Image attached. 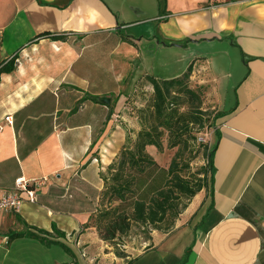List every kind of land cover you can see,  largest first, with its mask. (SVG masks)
Returning a JSON list of instances; mask_svg holds the SVG:
<instances>
[{
	"label": "crops",
	"instance_id": "obj_1",
	"mask_svg": "<svg viewBox=\"0 0 264 264\" xmlns=\"http://www.w3.org/2000/svg\"><path fill=\"white\" fill-rule=\"evenodd\" d=\"M152 8V29L140 37L126 33L140 22L135 15L148 16ZM158 9L156 0H0V63L17 58L14 71L0 75V200L18 178H46L36 202L0 212V249L9 264L128 262L90 223L104 189L101 173L125 145V128L140 130L125 100L153 76L146 68L132 74L130 66L155 57L150 47L157 52L158 40H207L214 47L164 78L182 76L192 65V78L201 73V85L212 86L220 113L211 131L212 181L189 201L172 232L154 230L143 250L131 258L123 251L126 259L264 264V0H162ZM98 46L106 69L94 56ZM105 97L109 104L100 100ZM39 230L49 233L47 243L29 237L3 243L12 232ZM51 241L74 254L96 249L80 263ZM58 249L61 259L54 256Z\"/></svg>",
	"mask_w": 264,
	"mask_h": 264
},
{
	"label": "trees",
	"instance_id": "obj_2",
	"mask_svg": "<svg viewBox=\"0 0 264 264\" xmlns=\"http://www.w3.org/2000/svg\"><path fill=\"white\" fill-rule=\"evenodd\" d=\"M16 59L13 57L5 64L0 63V75L13 72ZM191 75L192 65L182 76L176 78H145L153 89L149 107L152 109L149 116L151 122L147 125V115L141 110L138 112L141 120L142 115L145 117L141 121L142 127L136 132L132 146L126 145L125 142L117 158L108 166L106 173H101L104 189L101 192L99 208L91 216L93 224L90 225L97 229L100 238L111 247L119 246L116 241L119 237L127 235L133 224L152 226L154 230H160V225L170 215L174 217L180 215L179 206L183 203V199L190 201L206 186V178L193 180L182 174L189 166L180 158L181 149L187 146L191 137L195 139L194 127L198 125L199 129H202L207 122L204 112L200 110L202 105L200 93L188 85ZM199 88L200 91L204 89L203 86ZM185 104H189L188 110L182 111ZM219 115L220 113H215L212 125ZM165 133L169 136L168 148H178L167 169L160 168L147 151V147L153 146L158 152H163L162 139ZM126 141L130 144L129 134ZM214 149L207 152L210 183ZM158 173H161L162 177L158 178ZM115 203L117 205L113 206ZM187 205L184 204L182 209L185 210ZM126 206L130 207V211H127ZM39 231V233L12 232L10 240L29 237L47 243L49 233L45 230ZM53 232L60 237L65 236L56 226L53 227ZM49 244L59 245L67 253L72 254L64 243L51 241ZM114 252L118 257L126 259L128 256L123 251L119 252L115 249ZM132 262L133 260L126 264Z\"/></svg>",
	"mask_w": 264,
	"mask_h": 264
},
{
	"label": "rangeland",
	"instance_id": "obj_3",
	"mask_svg": "<svg viewBox=\"0 0 264 264\" xmlns=\"http://www.w3.org/2000/svg\"><path fill=\"white\" fill-rule=\"evenodd\" d=\"M157 5L159 6V12L162 9V0H156ZM176 5H178L179 8L182 6L178 2ZM186 8V6H185ZM155 9V8H154ZM147 14V13H146ZM175 14H173L172 17H174ZM134 17H139L140 22L132 24L130 27L132 29H128L126 33L128 34H133V35H142V31L144 28L151 27V29L154 26V17H155V12L153 11V8L151 9L150 12H148V16H137L135 15ZM200 19L205 20L206 15L199 16ZM214 26H217V21L214 20L212 22ZM136 33V34H135ZM199 38H202V34H199ZM181 44V47L178 46H167L163 47L158 45V51L155 52V47L151 46L150 47V52H152L153 57L152 59H146L143 61L142 64H139L138 62H135L134 67L130 68L132 69V74H138L141 71H144V68H146L153 77H159L160 79H164L165 77H169L173 74H176L178 71H180L188 62H191L195 60L197 56H195L196 53L198 52H203L208 51L209 49H214L209 48V43L207 40H202L201 42H192V41H187L184 43H177ZM212 44V43H211ZM215 44V43H213ZM187 45H189L188 48ZM203 55V54H202ZM94 56L99 64L98 67L102 69H106L108 66V62L106 61V56L104 54V49L102 47L98 46L94 49ZM202 62V61H201ZM200 64V63H199ZM190 65V64H189ZM198 67V66H197ZM188 67L186 68V70ZM224 69V68H223ZM201 70V69H200ZM231 69L228 67L226 71H230ZM202 74L205 75V72ZM193 72L191 75V78L188 81V85L190 88L197 90L200 93V96L202 98V105H201V111L204 112L205 120H207L205 127L202 129H199V126L196 125L193 129V133L195 135V139H190L189 143L187 146L183 147L181 149L182 156H180L181 159L185 160L186 164H188V168L185 169V171L182 173L184 176H187L191 179H196V178H206V186L204 189L208 188L210 185V172H209V167H208V161H207V152L213 148V141H211V131H212V120L213 116L215 115L216 112V106H217V100L215 97H213L212 90L209 91L208 87H212L211 85H201V80H202V75L201 73L198 74V77H194ZM228 83L229 77H226ZM199 86H203L204 89L200 91ZM153 89L149 87L147 80H143L138 82L133 91L127 92V100L126 106L128 109H125V112L130 113L132 117L136 118L137 123L139 124V127H142L141 121L144 120V115L141 117L143 118L142 120L138 117V115L141 112L143 114H146L148 117V123L147 125L151 122L150 113L152 112V109L149 108L150 104L152 102V93ZM189 104H185L182 108V111H187L188 110ZM129 125V123H127ZM137 124V126H138ZM132 128V127H131ZM131 128H125L126 129V137L127 134L130 135V145L132 146L133 141L136 138V131ZM130 130V131H129ZM168 139L169 136L167 133L164 134L163 136V145H164V150L163 152H158L156 149H153L151 152V156L156 160L160 168H165L167 169L170 165L171 160L177 153L178 148L170 149L168 148ZM206 171L208 174H206ZM156 172V171H155ZM159 175V176H158ZM158 178L162 177L161 173H158ZM160 182V181H159ZM203 189V190H204ZM189 201L186 199H183V203L179 206V211L181 212L178 217H174L170 215L168 219L160 225V230H157L160 234H166L168 232H172L175 229V226H177L178 219H181V214H183V205L188 204ZM117 205V203L113 204V206ZM127 211H130V207L126 206ZM95 214V213H94ZM199 220V219H198ZM168 223V224H167ZM93 224V221L91 222ZM154 229L152 226H142L140 224H133L132 229L127 235H123L119 237V239L116 241L119 243V246H112L113 251L118 250L119 252L125 251L129 252V257L131 258L133 255L137 254L139 251L144 249V246L148 245L150 243V238L151 234L153 233ZM73 245L70 246L73 248ZM7 247V246H6ZM111 247V246H110ZM8 248V247H7ZM96 246L92 245L88 250H86L82 254L81 249L78 250L76 254L72 252V254H69L70 260H73L75 255L76 258L80 263H83L85 259L88 261L90 260V257H92V253L95 251ZM62 250V249H61ZM73 251V250H72ZM59 252V253H58ZM61 252V253H60ZM63 250L62 251H57V253H54V256L56 258L61 259L63 256ZM4 249H0V264H9V261L6 257H4ZM103 252H101V255ZM47 259L50 260V254L46 255ZM101 257V256H100ZM6 258V261H5ZM85 258V259H84ZM75 260V259H74ZM85 260V261H86ZM102 261V260H100ZM129 261V259H125L124 262ZM76 262V261H75Z\"/></svg>",
	"mask_w": 264,
	"mask_h": 264
},
{
	"label": "built area",
	"instance_id": "obj_4",
	"mask_svg": "<svg viewBox=\"0 0 264 264\" xmlns=\"http://www.w3.org/2000/svg\"><path fill=\"white\" fill-rule=\"evenodd\" d=\"M8 119V118H7ZM46 178L26 179L18 178L15 182V189L6 193L0 200V212H17L24 202L34 203L37 201L36 188L39 187ZM10 239H3L5 245L9 244Z\"/></svg>",
	"mask_w": 264,
	"mask_h": 264
},
{
	"label": "water",
	"instance_id": "obj_5",
	"mask_svg": "<svg viewBox=\"0 0 264 264\" xmlns=\"http://www.w3.org/2000/svg\"><path fill=\"white\" fill-rule=\"evenodd\" d=\"M190 41H192V42H196V41H193V40H190ZM158 42L159 43H161L162 45H165V46H167V45H169V46H178V47H181L182 45L181 44H177V43H175V42H171V43H169V44H167L165 41H161V40H158ZM102 102H104V103H110V98H107V97H105V98H101L100 99Z\"/></svg>",
	"mask_w": 264,
	"mask_h": 264
}]
</instances>
